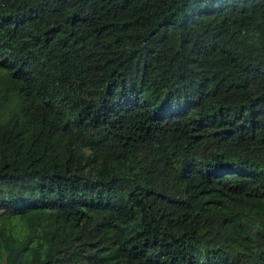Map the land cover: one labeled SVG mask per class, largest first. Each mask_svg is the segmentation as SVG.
<instances>
[{
	"label": "trees",
	"instance_id": "1",
	"mask_svg": "<svg viewBox=\"0 0 264 264\" xmlns=\"http://www.w3.org/2000/svg\"><path fill=\"white\" fill-rule=\"evenodd\" d=\"M0 264H264V0H0Z\"/></svg>",
	"mask_w": 264,
	"mask_h": 264
}]
</instances>
